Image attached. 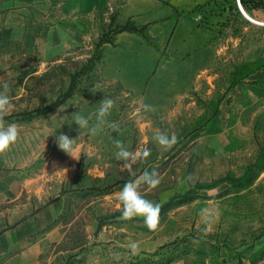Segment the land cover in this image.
I'll use <instances>...</instances> for the list:
<instances>
[{
	"label": "rangeland",
	"instance_id": "rangeland-1",
	"mask_svg": "<svg viewBox=\"0 0 264 264\" xmlns=\"http://www.w3.org/2000/svg\"><path fill=\"white\" fill-rule=\"evenodd\" d=\"M243 8L247 16L239 0H112L78 16L83 32L67 51L17 69L9 122L20 136L7 155L17 173L46 176L47 203L75 218V256L133 241L151 254L233 248L264 232V0ZM105 96L115 102L108 123L80 134L72 115L95 124ZM156 129L177 144L163 151ZM61 134L78 138L79 160L59 149ZM114 138L151 150L135 175L122 171ZM153 169L159 186L141 192L161 204L155 232L143 218L121 220L116 197Z\"/></svg>",
	"mask_w": 264,
	"mask_h": 264
},
{
	"label": "crops",
	"instance_id": "crops-1",
	"mask_svg": "<svg viewBox=\"0 0 264 264\" xmlns=\"http://www.w3.org/2000/svg\"><path fill=\"white\" fill-rule=\"evenodd\" d=\"M108 2L112 0H0V91L8 82L12 102L7 123L16 113L17 69L31 64L33 56L42 66L49 53L67 51L83 32L78 16ZM7 153L0 155V264H264V232L233 248L166 255L140 246L139 254L132 255L127 246L111 244L75 256V218L65 219L62 201L47 203L46 176L17 173L16 159Z\"/></svg>",
	"mask_w": 264,
	"mask_h": 264
},
{
	"label": "clouds",
	"instance_id": "clouds-1",
	"mask_svg": "<svg viewBox=\"0 0 264 264\" xmlns=\"http://www.w3.org/2000/svg\"><path fill=\"white\" fill-rule=\"evenodd\" d=\"M10 85L4 82L3 91H0V155L5 154L10 150L20 136V126L16 123H7L5 118L11 114L12 102L8 95ZM115 107V102L108 97H104L99 102V109L96 113V122L89 125V118L76 112L72 115L73 122L78 125L80 134L82 129H87L91 135H96L103 126L108 123L107 117L111 114V110ZM144 111L155 112L156 108L152 105H142ZM113 131L119 132V126L111 124ZM78 139V138H77ZM77 139H71L66 134H61L57 137L56 143L60 150L68 154L73 159L79 160L76 155L74 147ZM153 141L163 150L169 151L178 142L175 134L169 135L167 132H162L159 129L154 131ZM113 144L117 151L115 157L122 161V171H127L129 176L135 175L134 165L139 162H145L151 155V150L144 148L143 150L130 151L119 138H114ZM67 172V169H64ZM191 179V177L189 178ZM160 175L158 171L153 169L151 172L145 170L142 175L134 180H128L122 186V189L116 193L119 201V210L121 211L120 219L124 221H131L134 218H143L144 225L149 231L155 232L160 226L161 204L148 200L141 192V186L146 185L149 190L156 189L160 184ZM202 220L208 224L210 223L207 217V210L201 212ZM196 243L197 241H193ZM132 255L139 254L140 245L138 242H131L127 245ZM116 259H119V254H116Z\"/></svg>",
	"mask_w": 264,
	"mask_h": 264
},
{
	"label": "water",
	"instance_id": "water-1",
	"mask_svg": "<svg viewBox=\"0 0 264 264\" xmlns=\"http://www.w3.org/2000/svg\"><path fill=\"white\" fill-rule=\"evenodd\" d=\"M239 5H240V9L244 12V14H246V12H245V10H244V8H243V5H242V3H241V0H239ZM247 15V14H246Z\"/></svg>",
	"mask_w": 264,
	"mask_h": 264
},
{
	"label": "trees",
	"instance_id": "trees-1",
	"mask_svg": "<svg viewBox=\"0 0 264 264\" xmlns=\"http://www.w3.org/2000/svg\"><path fill=\"white\" fill-rule=\"evenodd\" d=\"M241 3L246 6L247 0H241Z\"/></svg>",
	"mask_w": 264,
	"mask_h": 264
},
{
	"label": "bare ground",
	"instance_id": "bare-ground-1",
	"mask_svg": "<svg viewBox=\"0 0 264 264\" xmlns=\"http://www.w3.org/2000/svg\"><path fill=\"white\" fill-rule=\"evenodd\" d=\"M246 15V14H245ZM247 16V15H246ZM249 17V16H248Z\"/></svg>",
	"mask_w": 264,
	"mask_h": 264
}]
</instances>
